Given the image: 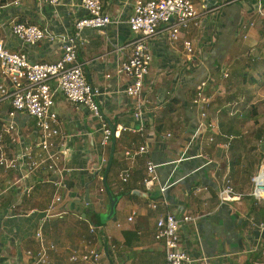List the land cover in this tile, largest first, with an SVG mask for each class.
Segmentation results:
<instances>
[{
	"label": "crops",
	"instance_id": "1",
	"mask_svg": "<svg viewBox=\"0 0 264 264\" xmlns=\"http://www.w3.org/2000/svg\"><path fill=\"white\" fill-rule=\"evenodd\" d=\"M16 1L0 0V38L7 49L26 53L32 62L57 61L63 50L58 37L73 31L85 16L80 0H64L59 6ZM134 1L105 0L106 13L119 23L105 30L85 29L86 42L78 56L86 78L101 91L106 121L114 130H126L102 148L101 121L86 108L57 97L54 110L71 159L62 176L36 171L24 179L0 167V264H37L27 252L39 250V229L46 246H55L49 264H165L164 247L155 232L167 213L195 218L180 233L181 247L194 259L207 264H264V206L250 196L256 168L243 154L251 141L244 134L236 136L246 117L242 102L227 92L230 88L250 95L255 86L233 79L235 71L254 74L256 64L258 70L264 68V0H209L207 16L184 30L179 41H170L167 34L151 40L153 61L140 117L134 100L124 93L131 79L119 73L136 38L127 24ZM15 23L48 29L56 38L35 46L23 44L12 34ZM184 41L192 44L191 55ZM224 72L232 76L228 89L218 85L227 79ZM203 82L213 102L205 122L194 102ZM9 112V102L0 98L3 144L9 156L18 157L35 148L38 133L34 120L24 114L15 118L13 131L4 132L11 121ZM209 123L217 124L218 130H209ZM230 135L243 144L231 145ZM143 146L147 152L141 153ZM149 161L157 165L160 178L151 189L143 184ZM123 174L129 176L125 183ZM227 181L242 198L221 204L219 192ZM56 196L61 202L48 216ZM111 197L119 199L113 214ZM76 253H95L98 258L72 262Z\"/></svg>",
	"mask_w": 264,
	"mask_h": 264
},
{
	"label": "built area",
	"instance_id": "2",
	"mask_svg": "<svg viewBox=\"0 0 264 264\" xmlns=\"http://www.w3.org/2000/svg\"><path fill=\"white\" fill-rule=\"evenodd\" d=\"M20 0L16 1V4ZM51 6H59L64 0H41ZM85 16L79 19L73 31L66 32L58 37L63 45L61 57L54 62H32L24 52H11L5 42L0 38V98L10 104L9 119L11 120L4 132L13 131L16 128L15 118L24 114L34 120L38 133L35 148H31L21 156L11 157L6 152L3 144V134H0V167L6 171H15L23 174V178L31 177L36 171H45L49 174L62 176L64 164L71 159V149L66 137L59 128V116L54 110L56 99L59 95L77 108L84 107L101 123L102 148L110 145L113 138H118L126 130L118 127L114 130L106 121L102 112L99 98L101 91L88 81L84 71V63L79 61L78 56L85 44L82 32L85 29L105 30L112 24L119 23L106 13L105 0H80ZM209 13V0L203 3L198 0H135L133 13L127 21L130 30L136 35L132 41V52L122 64L119 73L131 79V83L125 88L127 97L134 100L136 116L142 115L144 107L145 84L150 74L153 54L150 41L161 35L167 34L170 41H179L180 35L190 26H198L199 21ZM12 34L23 44L35 46L38 43L50 39L55 40L48 29H42L37 25L28 23H15L11 28ZM189 55L193 53L192 44L189 41L183 43ZM228 78V72H224ZM207 83L203 82L197 88L195 104L199 107L201 119L205 122L209 119V108L212 99L206 92ZM209 130H217V124L209 123ZM170 137V135H168ZM228 146V145H227ZM147 152L145 146L139 150ZM148 176L143 184L147 189L159 183L157 165L148 162ZM128 174L121 175L122 182L128 181ZM253 189L250 196L254 203L264 205V165L253 176ZM55 186L61 189L62 182L57 181ZM163 190V189H162ZM242 194H237L230 182H224L219 192L221 204L240 200ZM61 197L56 196L53 204L49 207L47 215L53 212ZM12 208H17V205ZM133 218H129L132 221ZM195 218L190 215L177 217L167 213L156 225L155 239L161 243L165 252V264H207L205 259H194L181 247L182 226L194 222ZM264 230V223L260 225ZM90 232L95 233V227H90ZM40 244L37 252L28 251L27 255L34 259L37 264H49V252L55 249L54 245L46 246L42 231L36 234ZM95 253L74 254L72 262H90L96 260Z\"/></svg>",
	"mask_w": 264,
	"mask_h": 264
},
{
	"label": "rangeland",
	"instance_id": "3",
	"mask_svg": "<svg viewBox=\"0 0 264 264\" xmlns=\"http://www.w3.org/2000/svg\"><path fill=\"white\" fill-rule=\"evenodd\" d=\"M243 73H241L239 70L235 71V76L233 77V79H236L238 77V82L241 84L242 82L240 81H241V77ZM228 74H229V78L224 79V81L221 80L220 83L218 84V85H224L225 88L227 89L228 87L226 86V82L228 81L229 83H231L230 81L232 78L231 72H229ZM235 83L237 84V82ZM229 87H231V85ZM228 91H230V93L239 94L237 93V90H234V89L229 88L227 92ZM250 91L252 92H249V94L251 95V101L249 102V105H252L250 107L256 108L255 110L257 112V115L255 117L246 118V120L243 121V123H241L242 125L239 127L240 130L238 131L236 136H240L241 134H244L248 138H250L251 142H248V144H246V146L249 145L248 151L247 153L244 152L243 154L247 158L246 161L249 162L248 165L252 166L253 164V168H256V171H255L256 173L254 174L255 176L261 170L262 166L264 165V148L262 146L264 145V83L262 85H257L253 87L252 90ZM236 136L230 135L229 137H233L234 139V138H237ZM232 144L235 145V144H243V143L241 142L240 139H236L235 141L231 143V145ZM223 149L226 150L227 148H223ZM246 176H249V175L246 174ZM249 180H250L249 177L247 178L245 177L243 179L245 184H248ZM233 184H234V181H233Z\"/></svg>",
	"mask_w": 264,
	"mask_h": 264
},
{
	"label": "trees",
	"instance_id": "4",
	"mask_svg": "<svg viewBox=\"0 0 264 264\" xmlns=\"http://www.w3.org/2000/svg\"><path fill=\"white\" fill-rule=\"evenodd\" d=\"M257 64L254 66L253 68V71H254V74L253 73H250L249 72H244L242 77H241V81L242 82L241 84L243 85H251V86H257V85H262L264 83V68H260L258 70V68L256 67ZM233 99L238 101V103H241L243 104V108L241 109L242 113L244 114V116L246 118H249V117H255L257 115V112H256V108L254 107H249L248 109H246L245 107L249 105V102L251 101V97L250 95H248V93L244 92V93H241V94H235L233 95ZM249 106H252V105H249ZM237 138H234V140H236ZM261 139V138H259Z\"/></svg>",
	"mask_w": 264,
	"mask_h": 264
},
{
	"label": "water",
	"instance_id": "5",
	"mask_svg": "<svg viewBox=\"0 0 264 264\" xmlns=\"http://www.w3.org/2000/svg\"><path fill=\"white\" fill-rule=\"evenodd\" d=\"M263 148H264V145H263ZM89 196H90V192H89V189L87 187V191H86V201H87V203L90 202ZM111 199H112L111 200V202H112L111 212L113 214V212L115 210V207H116V204H117V202H118L119 199L118 198H112V197H111ZM112 214L110 215V217L112 216Z\"/></svg>",
	"mask_w": 264,
	"mask_h": 264
}]
</instances>
